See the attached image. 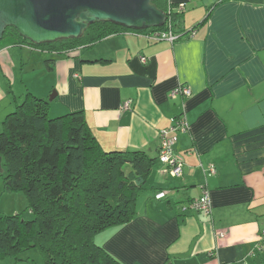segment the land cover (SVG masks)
I'll use <instances>...</instances> for the list:
<instances>
[{
  "label": "crops",
  "instance_id": "0c3cea01",
  "mask_svg": "<svg viewBox=\"0 0 264 264\" xmlns=\"http://www.w3.org/2000/svg\"><path fill=\"white\" fill-rule=\"evenodd\" d=\"M168 3L186 4L176 31L194 34L172 43L126 31L64 55L1 44L0 132L28 92L56 95L51 117L81 111L105 150L156 158L160 131L185 111L189 131L172 134L183 175L157 162L134 219L97 243L122 264H264V0ZM179 83L193 92L184 103L170 96ZM201 164L216 173L206 177ZM1 177L0 214L19 213L18 199H27ZM204 183L209 215L188 208Z\"/></svg>",
  "mask_w": 264,
  "mask_h": 264
},
{
  "label": "trees",
  "instance_id": "16d2710c",
  "mask_svg": "<svg viewBox=\"0 0 264 264\" xmlns=\"http://www.w3.org/2000/svg\"><path fill=\"white\" fill-rule=\"evenodd\" d=\"M154 3L170 15L160 27L135 29L98 22L79 38L36 44L9 26L0 41L64 55L126 31L146 33L171 25L179 39L191 36L194 29L176 31L183 11L169 12L168 0ZM48 110L49 100L28 92L3 122L0 159L6 170L1 173L0 166V176L4 188L23 191L36 217L25 220L19 213L0 217V258L36 245L45 264H122L96 242V236L134 219L138 196L160 161L142 150L107 151L81 111L50 117Z\"/></svg>",
  "mask_w": 264,
  "mask_h": 264
},
{
  "label": "water",
  "instance_id": "95a60500",
  "mask_svg": "<svg viewBox=\"0 0 264 264\" xmlns=\"http://www.w3.org/2000/svg\"><path fill=\"white\" fill-rule=\"evenodd\" d=\"M168 18L154 0H0V40L9 26L42 44L79 38L98 22L146 29L163 26ZM55 97L50 95L49 101Z\"/></svg>",
  "mask_w": 264,
  "mask_h": 264
},
{
  "label": "built area",
  "instance_id": "2783aa9c",
  "mask_svg": "<svg viewBox=\"0 0 264 264\" xmlns=\"http://www.w3.org/2000/svg\"><path fill=\"white\" fill-rule=\"evenodd\" d=\"M185 5H186L185 3H179L176 6L172 4L169 6V12H173V11L182 12L185 9ZM129 32H133L135 35H138V36H143L149 41L168 40L173 43L174 41L178 40L180 37L179 34L175 33L171 29V25H170V29H167V30L166 29L164 30L155 29V30H151L146 33H139L135 31H129ZM194 32H195V29L192 30L191 35L194 34ZM31 47H34V46H31ZM34 48L41 50V48H38V47H34ZM79 49L80 48L73 50L71 52L79 51ZM141 60L143 62H146L147 57L143 56L141 57ZM192 93H193L192 89L188 85L184 83H179L171 91L170 96L173 99L182 98V103H184V99L191 97ZM123 108L124 109L130 108V102L124 103ZM171 121L172 123L169 127L162 129L160 131V136H161L162 141H161V145L159 149L158 159L161 163L167 166V171L170 176L181 177L184 171V161L175 153L174 145L176 143V138L172 136V134L188 132L190 129V125H189V121L187 119V115L185 111L180 113V115L172 118ZM200 166L202 167V170L206 177L215 174L217 171L215 165L205 166L201 164ZM201 187H202L201 195L197 199L190 201L188 208L194 211H199V212L209 215L212 213V210H213V204H212L210 191L207 188L206 183L201 185ZM165 196H166V191H161L155 194L156 199H161ZM186 208L187 207H184V209ZM221 236H224V233H221Z\"/></svg>",
  "mask_w": 264,
  "mask_h": 264
},
{
  "label": "rangeland",
  "instance_id": "374dc122",
  "mask_svg": "<svg viewBox=\"0 0 264 264\" xmlns=\"http://www.w3.org/2000/svg\"><path fill=\"white\" fill-rule=\"evenodd\" d=\"M4 43V39L0 41V44ZM50 116V115H49ZM51 117V116H50ZM1 173L5 174L6 166L5 161L2 160L1 163ZM2 178V177H1ZM3 178L1 185L3 186ZM23 195L27 199V202L21 201L18 199V204L20 205L19 214L25 220H31L36 217V215L29 208L28 198L26 197L23 191L15 192ZM184 208V207H183ZM5 215V214H3ZM2 214H0V217ZM3 222V221H2ZM100 235V233L98 234ZM97 242V239H96ZM99 244V243H98ZM0 264H45L44 257L41 254V251L38 246L30 245L29 247H21V249L14 253H6L0 258Z\"/></svg>",
  "mask_w": 264,
  "mask_h": 264
}]
</instances>
